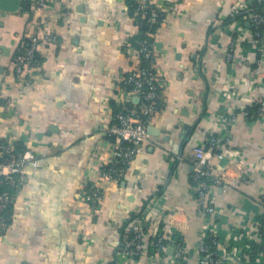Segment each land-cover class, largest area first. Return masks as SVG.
I'll return each mask as SVG.
<instances>
[{
    "label": "crops",
    "instance_id": "obj_1",
    "mask_svg": "<svg viewBox=\"0 0 264 264\" xmlns=\"http://www.w3.org/2000/svg\"><path fill=\"white\" fill-rule=\"evenodd\" d=\"M34 1L22 0L14 13L0 11V141L37 158L7 212L0 264H118L129 237L126 220L147 201L165 213L181 208L174 231L188 248L185 264H199L207 218L196 209L191 158L211 136L225 137L229 150L220 161H205L228 170L224 185L213 189L212 220L223 239L218 257L255 249L243 264H264V120L254 107L264 100V54L250 69L227 60L235 0H152L175 8L152 38L161 112L117 183L100 181L99 166L114 149L107 129L124 98L120 79L137 65L133 1L43 0L41 9ZM49 33L57 43L40 48L41 73L31 85L18 83L11 62L20 44ZM251 43L240 44L238 61L254 64L259 55ZM259 44L264 48V35ZM231 114L236 122L221 133L219 118ZM96 181L104 199L92 213L84 192ZM236 231L246 238L229 242L227 234ZM149 241L141 263H148Z\"/></svg>",
    "mask_w": 264,
    "mask_h": 264
},
{
    "label": "built area",
    "instance_id": "obj_2",
    "mask_svg": "<svg viewBox=\"0 0 264 264\" xmlns=\"http://www.w3.org/2000/svg\"><path fill=\"white\" fill-rule=\"evenodd\" d=\"M133 20L138 30L145 26L149 29L138 32L135 41V55L137 65L120 79V88L124 98L119 100L117 111L112 123L107 129V135L112 140L114 149L109 160L101 162L99 166V179L105 182L117 183L126 176L128 167L142 152L144 144L149 139L148 129L161 112L162 86L155 71L154 50L152 38L158 28L165 23L167 13L175 10L161 9L154 5L152 0H132ZM252 0H235L232 6L233 17L245 13L243 20H248L254 25H264V17L253 14L250 9ZM36 7L45 6L43 0L34 1ZM242 20V21H243ZM231 24V23H230ZM232 42L226 52L228 61L235 64L236 68L250 69L262 59L264 48L259 44L260 35L251 33L242 22L233 21ZM154 27L152 31L150 29ZM252 39V40H251ZM250 41L251 46L256 47L258 58L254 64L248 59L238 61L236 53L241 43ZM57 43L52 34L41 36L31 34L25 42L20 44L12 58V74L18 83L31 85L37 74L42 71V61L39 55L40 48ZM257 73V71H255ZM137 99V104L131 102ZM257 107L255 116L264 120V100L255 101ZM247 115V112H244ZM237 120L235 114L221 116L220 132L226 133ZM228 141L223 136H211L204 146L194 147L191 158V189L195 198L197 211L203 213L206 219V232L200 241L199 264H227L234 261L243 264L245 255L254 253L255 249L244 250L238 247V253L227 256L226 261L218 257L217 250L223 245V239L217 235L216 224L212 217L216 213L215 197L213 189L225 183L228 174L226 167L206 166L207 157L216 161L226 157L229 151L225 149ZM37 166V158L33 153L19 151L14 142L10 140L0 141V234L8 227L7 212L13 206L20 188L23 186L28 168ZM84 197L92 213H95L104 199V192L96 181L89 185L84 192ZM264 205V194L261 196ZM182 213L181 208L176 207L171 212L165 213L157 209L155 205L145 202L136 213L126 221L129 226V237L121 250V260L118 264H146L141 263L144 254L145 239L150 236L147 264H185L188 257L187 246L176 236L173 218ZM211 221V222H210ZM264 238V227L259 231ZM246 234L240 231L227 234L229 242L240 243ZM172 249V256H167V250Z\"/></svg>",
    "mask_w": 264,
    "mask_h": 264
},
{
    "label": "trees",
    "instance_id": "obj_3",
    "mask_svg": "<svg viewBox=\"0 0 264 264\" xmlns=\"http://www.w3.org/2000/svg\"><path fill=\"white\" fill-rule=\"evenodd\" d=\"M132 2V1H131ZM263 3L261 4V3H259V0H252L251 1V5H250V9L252 10L251 12L253 13V14H257V15H261V16H263L264 17V10H263ZM132 9L131 10H133V5H132V7H131ZM245 15L244 14H237V15H235V17L234 18H232V19H228V20H234V21H236V22H242V25L244 26V24H245V22L244 21H242V17H244ZM149 28L148 27H145V26H143V27H141L139 30L140 31H146V30H148ZM154 29V27H152L151 29H150V31H152ZM246 29H248L252 34L253 33H258L259 35H260V37L261 38H263V35H264V25H254L252 22L250 23V22H248V26L246 27ZM136 39H137V36H135L132 40H133V42H135L136 41ZM255 107V106H254ZM257 108V107H256ZM255 109V108H254ZM256 110V109H255ZM16 146H17V149L19 150V151H23V150H25L20 144H16ZM8 217V216H7ZM8 219V218H7Z\"/></svg>",
    "mask_w": 264,
    "mask_h": 264
},
{
    "label": "water",
    "instance_id": "obj_4",
    "mask_svg": "<svg viewBox=\"0 0 264 264\" xmlns=\"http://www.w3.org/2000/svg\"><path fill=\"white\" fill-rule=\"evenodd\" d=\"M264 1V0H262ZM22 0H0V11L14 13L17 12L21 6ZM137 100V99H136ZM138 101V100H137ZM227 162L226 159L222 162L223 164ZM168 254L171 255L172 250H167Z\"/></svg>",
    "mask_w": 264,
    "mask_h": 264
}]
</instances>
